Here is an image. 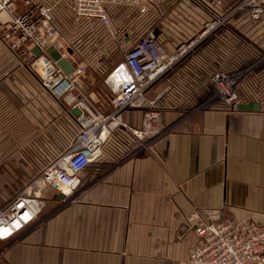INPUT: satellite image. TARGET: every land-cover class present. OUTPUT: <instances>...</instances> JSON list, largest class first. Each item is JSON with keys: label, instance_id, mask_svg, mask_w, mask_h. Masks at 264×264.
Returning <instances> with one entry per match:
<instances>
[{"label": "crops", "instance_id": "1", "mask_svg": "<svg viewBox=\"0 0 264 264\" xmlns=\"http://www.w3.org/2000/svg\"><path fill=\"white\" fill-rule=\"evenodd\" d=\"M232 2L180 0L179 17L169 19L157 9L132 8L146 14L148 29L140 32L153 30L173 51ZM261 56L264 16L253 20L242 12L214 30L146 92L143 106L124 111L136 130L145 129L146 111H160L152 125L160 132L139 137L116 129L102 158L84 169L71 192L61 197L47 186L36 219L13 238L0 239V264H189L199 242L185 221L193 210L264 225L263 85L251 76L238 102H256L259 109L201 105L214 71L253 64L260 72ZM109 68L94 65L87 73L90 105L101 112L111 109L114 97L105 82ZM75 115L0 40V184L27 185L58 157L77 130ZM15 194L1 188V205Z\"/></svg>", "mask_w": 264, "mask_h": 264}, {"label": "built area", "instance_id": "2", "mask_svg": "<svg viewBox=\"0 0 264 264\" xmlns=\"http://www.w3.org/2000/svg\"><path fill=\"white\" fill-rule=\"evenodd\" d=\"M150 1L70 0V9L77 16L97 18L111 26L112 7L131 6L144 13ZM242 12L253 20L261 19L264 0H238L226 14L204 22L195 36L178 43L173 51L153 30L142 35L106 75L105 82L114 97L111 109L101 112L90 105L87 65L60 34L54 4L0 0V40L17 55L21 64L30 67L52 97L79 110L75 115L77 130L70 145L0 206V239L13 238L36 219L47 203L43 196L47 186L63 194L71 192L80 183L84 169L102 158L116 129L129 128L139 137L159 133L152 125L160 121V111H146L143 130L130 127L123 117L124 111L143 106L146 92L163 75L214 30ZM51 49L72 65V71L60 65ZM245 76L246 69L214 71L210 93L201 105L237 104ZM212 214V211L193 210L185 217L187 227L199 236V242L190 251L189 264H264V225L251 219L222 220L219 213L215 217Z\"/></svg>", "mask_w": 264, "mask_h": 264}, {"label": "rangeland", "instance_id": "3", "mask_svg": "<svg viewBox=\"0 0 264 264\" xmlns=\"http://www.w3.org/2000/svg\"><path fill=\"white\" fill-rule=\"evenodd\" d=\"M37 1L54 4L55 16L60 34L65 37L69 47L77 53L78 58L86 63L87 70L97 65L110 67L108 69L109 72L117 61L122 59L125 50L139 38H133V33L134 37H137V35L144 34L140 31H144L145 28L148 29L146 14L135 12L134 8L131 6H114V11H112L113 23L111 26H106L97 18L77 16L74 14L70 9L68 0ZM232 1L233 4H231L228 10H230L238 0ZM179 3L180 0H151L148 11L157 9L159 14L161 16H167V19L175 15L179 17ZM173 11H175V13H173ZM129 18H134L135 22L138 21V23H131ZM173 21L176 23L177 27L178 19H173ZM177 30H179L178 27ZM129 38H131L130 40H132V42H129ZM260 59V65H263V69L260 72H256V65L253 64L245 67L246 76L243 82L251 78V76H254V80L263 85L264 89V56H261ZM65 127L66 125L60 122L59 129L63 131ZM23 186L25 185L0 184V189L3 188L12 195L19 192ZM5 199L6 198H4V200L0 199V205Z\"/></svg>", "mask_w": 264, "mask_h": 264}, {"label": "water", "instance_id": "4", "mask_svg": "<svg viewBox=\"0 0 264 264\" xmlns=\"http://www.w3.org/2000/svg\"><path fill=\"white\" fill-rule=\"evenodd\" d=\"M51 50H52V55H53L56 59H58L60 65H61L66 71H68V72L72 71V69H73L72 65H71L66 59L61 58V56H60V54H59L58 51L53 50V49H51ZM237 107H238L239 109H243V110H252V109H259L260 105H259L258 103H256V102H249V103H238ZM74 112H75L76 114H78V113H79V110L75 108V109H74ZM60 195H61V197L63 196L62 193H61Z\"/></svg>", "mask_w": 264, "mask_h": 264}]
</instances>
